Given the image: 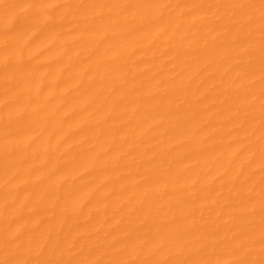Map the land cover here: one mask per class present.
Instances as JSON below:
<instances>
[{
  "label": "bare ground",
  "instance_id": "bare-ground-1",
  "mask_svg": "<svg viewBox=\"0 0 264 264\" xmlns=\"http://www.w3.org/2000/svg\"><path fill=\"white\" fill-rule=\"evenodd\" d=\"M0 264H264V0H0Z\"/></svg>",
  "mask_w": 264,
  "mask_h": 264
}]
</instances>
